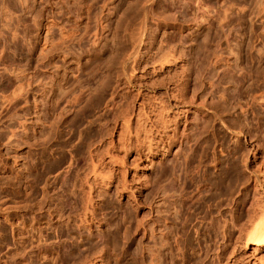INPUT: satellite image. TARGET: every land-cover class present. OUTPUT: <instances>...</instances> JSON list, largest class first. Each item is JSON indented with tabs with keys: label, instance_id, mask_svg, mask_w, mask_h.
Listing matches in <instances>:
<instances>
[{
	"label": "rangeland",
	"instance_id": "1",
	"mask_svg": "<svg viewBox=\"0 0 264 264\" xmlns=\"http://www.w3.org/2000/svg\"><path fill=\"white\" fill-rule=\"evenodd\" d=\"M0 41V264H264V0H0Z\"/></svg>",
	"mask_w": 264,
	"mask_h": 264
},
{
	"label": "bare ground",
	"instance_id": "2",
	"mask_svg": "<svg viewBox=\"0 0 264 264\" xmlns=\"http://www.w3.org/2000/svg\"><path fill=\"white\" fill-rule=\"evenodd\" d=\"M25 8V7H24ZM261 31V30H260ZM142 33V32H141ZM263 32H261V34H262ZM145 34V33H144ZM146 35V34H145ZM142 36V35H141ZM144 37V36H143ZM144 39H142L141 38V40H139V42L136 44V46H134L133 47V49H132V51L128 54V57H125V59H123L124 60V64H123V68H124V70H126V65L129 63V64H131L130 65V67H131V71H135L136 69V65H137V60H138V58H137V54H138V52H139V47H140V45L142 44V41H143ZM1 42V41H0ZM2 43V42H1ZM17 43V42H16ZM135 43H136V41H135ZM3 44V43H2ZM19 44V43H18ZM1 45V44H0ZM4 46V45H3ZM2 45H1V47L0 48H2L3 47ZM4 50H5V47H4ZM1 52H2V50L0 49V54H1ZM172 52H166V53H164V54H162L163 56H162V58L161 59H167L168 61L169 60H171V59H169V58H171V57H173L172 56V54H171ZM2 54H3V52H2ZM173 59H174V57H173ZM1 60V59H0ZM260 61H258V63H259ZM139 64V63H138ZM262 65V64H261ZM129 66V65H128ZM237 66V65H236ZM261 67V66H260ZM263 69H264V67H262ZM256 70V69H255ZM258 70H259V67H258ZM261 71V70H260ZM258 72V73H261V72H264V70L263 71H261V72ZM126 72V71H125ZM256 75H257V73H255ZM129 75L131 76V74H130V72H129ZM260 75V74H259ZM261 75H262V73H261ZM260 75V76H261ZM2 76V75H1ZM258 77V76H257ZM19 86V85H18ZM18 88V89H17ZM16 89H17V91H18V93L16 94V96H15V98H17L18 96H20L21 94H22V91H23V85L22 84H20V86L19 87H17ZM21 89V90H20ZM29 90V89H28ZM16 91V92H17ZM15 92V93H16ZM31 92V91H30ZM262 93V92H261ZM261 95V94H260ZM260 95H259V98H260V100L262 99V101L261 102H263L264 100H263V98H261L260 97ZM263 96H264V94H262ZM262 96V97H263ZM258 98V97H257ZM258 98V99H259ZM257 102V101H256ZM259 102V101H258ZM264 103V102H263ZM259 104H260V102H259ZM258 104V105H259ZM261 105H263V104H260V106ZM175 106V105H174ZM264 106V105H263ZM242 108V107H241ZM245 109V108H244ZM246 110V112H247V109H245ZM243 111V110H242ZM245 112V111H244ZM244 112H241V114H243ZM245 112V113H246ZM244 115V114H243ZM246 115V114H245ZM241 117H243V116H241ZM221 122V121H220ZM222 124L224 123L223 122V120H222V122H221ZM239 123V122H238ZM225 124V123H224ZM227 125V127H229L228 126V123H226ZM230 124H233V123H230ZM259 124H262V123H259ZM236 125V124H235ZM225 126V127H226ZM231 126V125H230ZM233 126V125H232ZM232 126H231V128H232ZM240 126V128H241V125H239ZM243 127V126H242ZM230 128V127H229ZM235 128V127H234ZM237 128L238 129H240L238 126H237ZM262 128V127H261ZM260 129V128H259ZM232 130H234L233 128H232ZM261 130V129H260ZM241 131V130H240ZM249 131V130H248ZM251 131V130H250ZM235 132V131H234ZM242 132V131H241ZM238 133V132H237ZM236 133V134H237ZM252 133V132H251ZM251 133H249V134H251ZM255 135V134H254ZM162 137H164V136H162ZM166 137V136H165ZM164 140V139H163ZM161 142V141H160ZM164 143H166V142H164ZM163 144V143H162ZM147 146V145H146ZM159 148V147H158ZM148 149V148H147ZM152 149V148H151ZM157 150V149H156ZM150 152V151H149ZM244 156V155H243ZM247 156L248 155H246L245 157L247 158ZM245 157H244V159H245ZM243 159V160H244ZM246 160V159H245ZM248 160V159H247ZM92 161V160H91ZM243 162H245V161H243ZM94 162L92 161V164H93ZM95 163H97V161L95 162ZM94 163V164H95ZM94 164L92 165L93 166V172H94V170H96V169H94L95 167H94ZM97 164H95V166H96ZM99 165V164H98ZM215 166V165H214ZM244 166L245 167H248L247 166V163L245 162V164H244ZM198 169V168H197ZM229 169V168H228ZM245 169H247V168H245ZM98 170V169H97ZM196 170V169H195ZM249 170V169H248ZM248 170H246L247 172H248ZM229 171H230V169H229ZM252 171V170H251ZM262 172V171H261ZM197 173V172H196ZM221 173V172H220ZM250 173V172H249ZM252 173V176L253 177H255V179L257 178V175L255 176V173H253V172H251ZM250 173V174H251ZM262 173H264V172H262ZM261 173V174H262ZM94 174H97V172L95 173L94 172ZM93 174V175H94ZM229 174V173H228ZM236 174V173H235ZM101 175V174H100ZM227 175V174H226ZM230 175V174H229ZM233 175V174H232ZM263 176V178H261V177H259L260 179H263V181H264V174H262ZM251 176V175H250ZM251 176V177H252ZM95 177V176H94ZM227 177V176H226ZM231 178H232V176H230ZM229 177V182H227L229 185H227V184H225V183H222L223 182V180L221 181V183H222V186H223V184H225L226 186H233L234 185V183H235V181L236 180H238L239 181V178L237 177V179L235 178L234 179V177H233V179H231ZM224 178V177H223ZM240 178H242V175H241V177ZM248 178V177H247ZM259 178H257V180L259 179ZM226 179V178H225ZM248 179H250V178H248ZM259 179V180H260ZM208 180V179H207ZM225 181V180H224ZM248 181V180H247ZM219 182V181H218ZM262 182V180L259 182V183H261ZM220 183V184H221ZM212 184H215V182L213 183L212 182ZM217 185V184H216ZM204 186V185H203ZM218 186V189L217 190H219V186L220 185H217ZM215 188H216V186H214ZM207 188V187H206ZM221 188H223V187H221ZM220 188V189H221ZM195 189V188H194ZM223 190V189H222ZM210 191H211V189H210ZM209 190H208V192H210ZM198 192V191H197ZM207 192V193H208ZM212 192V191H211ZM206 193V192H205ZM263 193H264V190H263ZM262 193V194H263ZM213 192H212V194H210V195H208V197L209 196H213ZM205 197L207 196V194L206 195H204ZM195 197V196H194ZM263 199H262V201L260 200V201H257V203H256V205H257V209L254 211V213L252 214V216H251V220H252V225H251V230H250V239L252 240V242L254 243V242H257V243H264V195H263V197H262ZM204 203V202H203ZM191 213H192V211H191ZM94 214V208L92 207V205L90 204V206H89V208H87L86 209V211L84 212V215H83V218H82V221L83 220H86V218L87 217H90V216H92ZM187 215H188V213H187ZM61 217V214H60V209H58V208H56V209H54V210H49L48 211V214L47 215H44V216H39V217H33V220H35L37 223H39L38 225H39V229L41 230L42 228H44L43 226H41V225H43L41 222H42V220L44 219L45 220V225H47L48 227L47 228H51V227H53L52 225L54 224V223H56V222H58L59 221V218ZM186 217H188V216H186ZM188 221H190V220H186L185 219V221H184V223H183V226H184V228L187 226V222ZM7 222H10V221H8L7 220ZM6 222V223H7ZM10 223H12V222H10ZM9 223V224H10ZM13 224L14 223H12V226H13ZM18 223H16V227L14 228V230H15V234H17V232L19 233V230H20V228H21V224H19V225H17ZM60 224V223H59ZM59 224H57V225H55L54 226V236L56 237V238H59L60 237V234H61V232L63 231V229L61 230V228H63V227H61V225H59ZM188 224H189V222H188ZM190 224H191V221H190ZM189 224V225H190ZM44 225V226H45ZM190 227V226H189ZM11 228H13V227H11ZM168 228V227H167ZM4 229H5V227H4ZM13 230V229H12ZM11 230V232L13 233V231ZM61 230V231H60ZM166 230V231H165ZM164 230V232L162 233V235H160L159 237V242L161 243V247L160 248H158V250H157V252H156V257H157V259H158V262L156 261V264H165L164 263V261H163V259H164V256H163V250H162V248H164L165 246L166 247H170V244L172 245V243L169 241V240H167L166 239V236H169L171 233H172V237H173V246H175L176 248L181 244L180 243V240H181V237L178 239V235H177V232L173 229V228H171V227H169V231L167 230V229H165ZM186 230V229H185ZM186 233V232H185ZM189 233V232H188ZM5 235V234H4ZM14 235V234H13ZM199 235V234H198ZM16 236V235H15ZM14 236V237H15ZM190 237V236H189ZM188 237V238H189ZM185 240V239H184ZM191 240V239H190ZM18 241V240H17ZM22 242V241H21ZM20 243V242H19ZM21 244V243H20ZM189 244V243H188ZM186 245V244H185ZM130 247V246H129ZM191 248V247H190ZM129 249V248H128ZM188 249V248H187ZM257 248H255L254 250H256ZM173 248H172V246L169 248V253L170 254H173ZM187 251H189V250H187ZM142 253V252H141ZM133 254V253H132ZM145 254V253H144ZM143 254V255H144ZM143 255H140V257H139V259H137V260H135L134 258H135V255H134V257H133V259H132V262H131V264H144L145 263V261H146V258L143 256ZM133 256V255H132ZM146 256V255H145ZM144 258H145V260H144ZM197 258V257H196ZM102 259H103V257H102ZM101 259V260H102ZM140 259H141V261H140ZM106 260V259H105ZM104 260V261H105ZM173 260H174V258H173ZM88 260H86V262H87ZM91 261V260H90ZM89 261V262H90ZM109 261V260H108ZM88 262V263H89ZM97 262V261H96ZM106 262V261H105ZM129 262V261H128ZM85 263V262H84ZM82 264V263H81ZM87 264V263H86ZM105 264V263H104ZM173 264H176L175 262L173 263Z\"/></svg>",
	"mask_w": 264,
	"mask_h": 264
}]
</instances>
